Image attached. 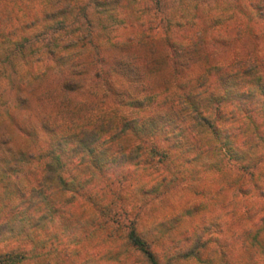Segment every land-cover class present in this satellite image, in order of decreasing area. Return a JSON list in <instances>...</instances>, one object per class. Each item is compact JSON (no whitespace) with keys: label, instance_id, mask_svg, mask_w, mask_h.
<instances>
[{"label":"trees","instance_id":"obj_1","mask_svg":"<svg viewBox=\"0 0 264 264\" xmlns=\"http://www.w3.org/2000/svg\"><path fill=\"white\" fill-rule=\"evenodd\" d=\"M161 1L0 0V264L46 256L55 238L93 235L108 244L106 257L130 248L144 264H165L137 213L128 218L113 203L133 173L176 155L192 153L189 163L221 154L256 186L264 164L256 54L223 65L203 34L175 43L141 22L115 35L95 28L117 10L158 11ZM249 230L257 239L264 215Z\"/></svg>","mask_w":264,"mask_h":264},{"label":"rangeland","instance_id":"obj_2","mask_svg":"<svg viewBox=\"0 0 264 264\" xmlns=\"http://www.w3.org/2000/svg\"><path fill=\"white\" fill-rule=\"evenodd\" d=\"M154 8L137 12L133 4L111 17L104 16V25L97 20L95 28L115 35L134 32L141 22L169 33L175 43L203 34L209 38L206 47L213 51L216 62L236 63L245 53H253L261 60L258 70H264V0H162L161 8ZM155 47L159 55L163 42ZM23 66L27 68L26 63ZM7 124L15 129L13 122ZM13 135L16 144L23 142ZM191 154L176 155L162 165L133 173L113 208L125 206L128 218L137 213L139 225L157 247L165 249L161 257L165 264H264V231L256 239L249 230L264 215V164L256 172L253 187L221 154L202 153L184 163ZM100 236L81 238L77 243L64 236L55 238L56 249L23 264H130L132 260L144 264L143 257L130 248L120 260H116L117 248L106 257L108 244ZM256 240L263 242L257 249Z\"/></svg>","mask_w":264,"mask_h":264}]
</instances>
